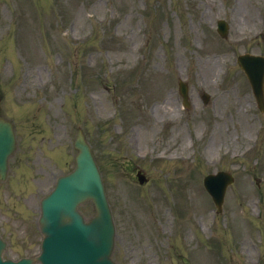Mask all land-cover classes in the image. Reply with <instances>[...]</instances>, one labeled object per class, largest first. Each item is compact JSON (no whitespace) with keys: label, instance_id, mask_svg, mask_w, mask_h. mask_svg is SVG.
Wrapping results in <instances>:
<instances>
[{"label":"rangeland","instance_id":"rangeland-1","mask_svg":"<svg viewBox=\"0 0 264 264\" xmlns=\"http://www.w3.org/2000/svg\"><path fill=\"white\" fill-rule=\"evenodd\" d=\"M245 52L264 55V0H0V108L17 139L0 181L5 256L38 254L39 201L74 166L81 127L117 264H264V112ZM217 170L234 177L219 213L202 185Z\"/></svg>","mask_w":264,"mask_h":264},{"label":"water","instance_id":"water-1","mask_svg":"<svg viewBox=\"0 0 264 264\" xmlns=\"http://www.w3.org/2000/svg\"><path fill=\"white\" fill-rule=\"evenodd\" d=\"M223 27V24H221ZM239 64L246 72L257 100L263 104L264 58L244 55ZM74 146L78 149L76 167L58 177L53 191L41 202L40 228L44 234L42 264H114L110 259L113 247L114 225L105 199L100 174L92 158L84 136L78 132ZM15 148V137L9 121L0 117V178L5 177L7 158ZM224 182L221 184V182ZM231 181L229 175H209L204 183L219 207L225 186ZM92 200L96 213L84 222L77 205ZM0 239V264H31L23 258L17 262L3 260ZM44 246H49L47 253Z\"/></svg>","mask_w":264,"mask_h":264}]
</instances>
